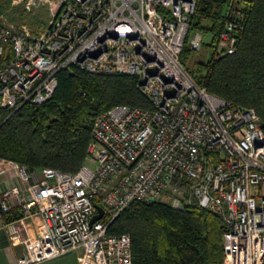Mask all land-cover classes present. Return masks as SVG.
I'll return each mask as SVG.
<instances>
[{
  "label": "built area",
  "instance_id": "2783aa9c",
  "mask_svg": "<svg viewBox=\"0 0 264 264\" xmlns=\"http://www.w3.org/2000/svg\"><path fill=\"white\" fill-rule=\"evenodd\" d=\"M24 1L51 18L32 33L0 24L1 108L48 101L59 73L75 66L137 77L152 107L118 104L97 115L89 162L77 172L0 159L19 171L18 184L0 193V211L19 206L38 219L17 264L73 250L80 264H133L132 236L110 228L135 202L209 209L227 227L225 264H264V130L256 109L198 85L182 62L199 0ZM247 1L231 0L215 57L237 51ZM97 205L104 214L92 222Z\"/></svg>",
  "mask_w": 264,
  "mask_h": 264
},
{
  "label": "trees",
  "instance_id": "16d2710c",
  "mask_svg": "<svg viewBox=\"0 0 264 264\" xmlns=\"http://www.w3.org/2000/svg\"><path fill=\"white\" fill-rule=\"evenodd\" d=\"M230 4L231 0H199L182 62L198 85L235 106L256 109L264 130V0L241 4L245 25L234 54L213 56L194 66L188 62L189 37L197 30L208 31L209 45L215 46ZM58 77V89L48 101L27 103L15 112L0 107V159L34 171L49 167L77 172L88 159L97 115L118 104L152 107L135 76L92 73L75 66ZM4 217L12 220L9 214ZM226 231L222 218L209 209H178L163 202H135L110 228L132 236L133 264H225Z\"/></svg>",
  "mask_w": 264,
  "mask_h": 264
},
{
  "label": "crops",
  "instance_id": "0c3cea01",
  "mask_svg": "<svg viewBox=\"0 0 264 264\" xmlns=\"http://www.w3.org/2000/svg\"><path fill=\"white\" fill-rule=\"evenodd\" d=\"M18 182V169L10 167L9 163L6 161H0V193L16 186ZM9 215L12 216V220L6 221L4 215L0 211V264H17V260L20 257L27 255L25 240L35 237L37 232L38 219L25 216L21 207H14ZM71 252L72 251L58 258L65 257ZM80 254L79 252L78 258L75 261L64 259L61 263L80 264Z\"/></svg>",
  "mask_w": 264,
  "mask_h": 264
},
{
  "label": "rangeland",
  "instance_id": "374dc122",
  "mask_svg": "<svg viewBox=\"0 0 264 264\" xmlns=\"http://www.w3.org/2000/svg\"><path fill=\"white\" fill-rule=\"evenodd\" d=\"M0 18L2 22L7 21L13 25L24 27L28 32H38L44 29L51 18L49 9L46 6H40L28 9L24 0H0ZM203 36L202 44L194 45L190 42L197 34ZM212 40V34L205 30L195 31L188 40L189 46L192 48L188 54L189 65L194 66L197 62H207L214 56L215 47L209 45ZM89 162V161H87ZM92 166L93 164L90 163ZM79 250H73L65 257H56L52 260L38 264H62L61 261L77 260Z\"/></svg>",
  "mask_w": 264,
  "mask_h": 264
},
{
  "label": "water",
  "instance_id": "95a60500",
  "mask_svg": "<svg viewBox=\"0 0 264 264\" xmlns=\"http://www.w3.org/2000/svg\"><path fill=\"white\" fill-rule=\"evenodd\" d=\"M97 208H98L99 212L93 216L92 222L100 219L104 214V208L102 206L97 205Z\"/></svg>",
  "mask_w": 264,
  "mask_h": 264
}]
</instances>
